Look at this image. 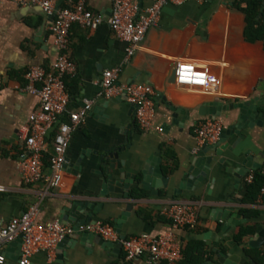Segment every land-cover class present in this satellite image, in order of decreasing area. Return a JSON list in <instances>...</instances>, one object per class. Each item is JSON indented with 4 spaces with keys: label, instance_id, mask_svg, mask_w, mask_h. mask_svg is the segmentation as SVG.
I'll return each mask as SVG.
<instances>
[{
    "label": "crops",
    "instance_id": "obj_1",
    "mask_svg": "<svg viewBox=\"0 0 264 264\" xmlns=\"http://www.w3.org/2000/svg\"><path fill=\"white\" fill-rule=\"evenodd\" d=\"M77 1L63 0L61 8L71 7ZM84 1L104 21L95 30L79 25L71 29L67 54L75 63L76 71L66 77L70 95L68 110H80L85 99L94 100V104L72 135L66 155L68 166L63 169L58 186L47 191L44 182L24 184L18 162L24 150V129L30 115L40 106L36 95L24 91L25 73L35 66L49 70L55 63L59 52L51 32L54 20L11 0H0V186L3 187L0 220L8 222L21 216L30 205L39 204L40 222L59 221L62 215H68L71 202L79 200L102 203L99 212L91 211L94 220L115 226L116 220L123 219L127 204L133 202V209L121 224L119 239L121 235L157 237L172 231L170 221L161 214L162 208L173 200H194L201 203L198 224L174 231L175 236L185 248L189 242H201L206 255L197 264L204 261L219 264L215 250L228 254L233 264H244L250 259L246 250L254 249L249 244L253 235L245 238L244 244H238L235 233L241 226H258L264 220L261 191L255 204L244 203L246 187L253 182L249 183L248 177L254 176L257 170L250 171L248 176L246 172H239L244 153L251 151L257 155L264 151V42L246 40L245 15L235 9L236 0L169 4L163 8L159 25L148 31L140 50L125 64L126 43L116 37L108 24L113 0ZM133 1L140 10L153 2ZM183 61L207 67L218 78V87L207 92L200 87L172 83L176 65ZM115 67H122L120 84L139 83L154 89L155 115L149 130L139 127L136 111L132 110L134 105L127 99H121V95L106 99L101 95L102 74ZM244 102L250 103L244 116L252 127L242 131L244 137L231 136L221 155L209 153L215 158L210 174L194 188L181 189L183 174L191 167L190 159L202 149L197 151L194 134L196 125L207 119L200 116L201 107ZM239 114V109L223 110L218 119L225 128ZM55 131L56 128L48 135L50 153ZM114 147H125L120 158L129 175L131 200L119 193L100 196L101 172L105 171V160L101 158ZM150 157L161 159L162 173L169 178L167 187L156 188L154 195L141 188V171ZM45 173L50 171L46 168ZM136 190L142 197L134 198ZM228 208L241 214L247 222L224 233L225 221L219 217L221 210ZM245 208L257 210L259 216L245 217L241 211ZM140 209L148 213L149 220L139 214ZM207 232L212 233L211 237L200 239ZM21 246L22 243L3 246L1 253L6 257L3 264H19ZM57 249L58 246L52 258L46 253L34 255L31 264H115L124 258L123 247L102 248L94 242L69 241L61 249V260ZM130 264H149L148 256L143 255Z\"/></svg>",
    "mask_w": 264,
    "mask_h": 264
},
{
    "label": "built area",
    "instance_id": "obj_2",
    "mask_svg": "<svg viewBox=\"0 0 264 264\" xmlns=\"http://www.w3.org/2000/svg\"><path fill=\"white\" fill-rule=\"evenodd\" d=\"M22 7H41L47 15L56 13L51 27L54 43L58 49V57L52 67L47 70L40 66L29 68L25 73L27 81L24 91L36 95L40 106L29 117L24 129V150L18 162V170L26 185L44 182L47 191L55 189L61 179L66 162V155L74 131L85 121L92 109L94 100L85 99L83 107L75 112L68 110L70 95L66 88V77L76 71L75 63L67 52L70 45V32L73 25L95 30L103 18L89 10L84 0H79L71 7L56 11L57 0H11ZM205 0H153L147 8L140 10L133 0H113L111 17L108 24L116 37L126 43L125 64H129L142 47L148 31L160 23L163 8L166 5H182L188 2L198 4ZM264 21V13H263ZM264 42V41H263ZM175 82L181 86L200 87L209 92L219 85L218 78L205 66L192 62H179L175 68ZM122 67H115L103 72L100 80L101 95L110 99L126 95L127 101L136 106V122L142 130L153 126L155 91L151 86L139 83L120 84L118 82ZM65 119L62 120V117ZM56 128L50 153L49 133ZM162 131L161 128H157ZM224 123L220 119H205L194 128L197 140V151L206 145H215L220 141ZM195 151V152H197ZM50 171L45 173V169ZM254 179L249 175L248 182ZM3 187L0 186V191ZM264 196V186L261 189ZM201 203L199 201L168 202L161 214L170 221L172 231L153 237L148 234L135 235L119 239L115 226L103 221H95L80 225H66L58 220L40 222L39 204H32L26 212L8 222L0 220V264L6 260L3 246L22 238L19 264H31L38 253H46L49 258L55 255L58 244L66 237L77 232L94 233L107 241H121L124 258L115 264H130L135 259L148 256L149 264H182L185 246L174 231L194 227L200 219Z\"/></svg>",
    "mask_w": 264,
    "mask_h": 264
},
{
    "label": "water",
    "instance_id": "obj_3",
    "mask_svg": "<svg viewBox=\"0 0 264 264\" xmlns=\"http://www.w3.org/2000/svg\"><path fill=\"white\" fill-rule=\"evenodd\" d=\"M63 0H60L56 5V11H58L61 8ZM32 8L37 15H46L48 19L55 20L56 13L53 15H47L45 11L39 7H28ZM264 13V0L261 3L260 6V12L258 14L257 19H261L263 17ZM175 75L176 72H173V75L171 77V82H175ZM121 99H127L126 95H121ZM250 106V103L244 102V103H233L229 105H219L218 103L210 104L208 107H201L199 114L203 118L207 119H217L218 117H221V112L224 111H232L234 109H239L240 114L238 115L236 121L233 124L227 125L222 134L220 141L215 145H206L203 146L200 152L197 155H194L191 159V167L189 170L183 174V183L180 185V188L183 189H192L194 188L198 183H201L207 174H210L211 172V164L215 160L213 155H208L209 153L221 155L223 150L227 149L225 144L228 142V140L233 136L234 134L239 135V137H244L242 134V131L246 129L247 127H252L251 124H248L245 120V112L247 107ZM132 110L136 111V106H132ZM125 151V147H114L112 149H109L106 151L105 156H102L101 160H105L103 162V166L105 167V171L102 173V191L100 192L101 197H106L110 193H119L123 194L125 199L131 200V194H130V181H128L129 175L125 172L124 169V161L121 160L120 154ZM234 157V156H233ZM161 159H155V157H150L149 160L145 163V165L142 168L141 174L143 176L141 181V188L145 190H149L152 195L156 194V188L160 186H166L169 178L165 177L161 170ZM242 170L239 171L240 173L246 172V175L248 176L250 171L259 170L264 166V151L258 153L257 155L251 154V151H247L243 155V159L241 162ZM68 166V159H66V162L64 164V168H67ZM133 179H135V175H131ZM237 177L240 178V176L237 174ZM120 187H122L120 189ZM103 207L102 203H95L91 201H72L71 202V208L68 213V215H62L59 219V221L66 225H80V224H87L91 222H95L93 213L99 212V208ZM134 203L129 202L127 204L126 210L123 213V219L125 216L129 215V212L133 209ZM217 211L219 209H216ZM221 216L219 219H222L225 221V224L223 226V232L231 231L234 228L244 224L247 222V219H243L241 214H238L235 212L234 209L228 208L226 210H221ZM219 213V211L217 212ZM81 216L83 219H81ZM261 216L264 217V212L261 213ZM123 219L116 220L115 222V228L117 230V233L120 234L121 232V224L123 222ZM259 225L255 229V233L250 238V246L254 249L262 248L264 246V220H260ZM212 233L207 232L203 234V236L200 239L208 240L211 237ZM126 237L121 235L120 240H124ZM69 241L72 242H94L101 246L102 248L108 247H122L121 241L119 242H111L103 239L100 235L94 234V233H81L77 232L73 234L72 236L66 237L63 241H61L58 244V259L61 260V249L68 243ZM19 243H22V238L19 237L14 242L10 243V247H13ZM11 251V248L8 249ZM216 255L218 256V262L219 264H233L230 260V256L228 254L222 253L218 250H215ZM61 262V261H57ZM200 264H211L210 262L204 261Z\"/></svg>",
    "mask_w": 264,
    "mask_h": 264
},
{
    "label": "trees",
    "instance_id": "obj_4",
    "mask_svg": "<svg viewBox=\"0 0 264 264\" xmlns=\"http://www.w3.org/2000/svg\"><path fill=\"white\" fill-rule=\"evenodd\" d=\"M263 0H236L235 9L245 15V38L249 42L264 41V21L263 18L257 19L260 12V6ZM264 186V170H257L254 172V180L246 187V195L244 199L245 204H255L262 187ZM134 198L142 197L139 191L134 192ZM242 213L249 219H255L259 216L257 210L242 209ZM139 214L143 218L149 220L148 213L140 209ZM257 224H249L241 226L235 233L234 239L238 244H244L245 238L252 236L255 233ZM250 259L246 260L244 264H264V249L246 250ZM184 258L182 264H197L202 261L206 255L201 242H189L184 250Z\"/></svg>",
    "mask_w": 264,
    "mask_h": 264
}]
</instances>
